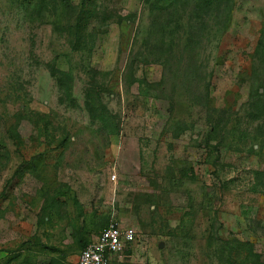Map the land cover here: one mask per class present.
<instances>
[{
    "label": "rangeland",
    "instance_id": "1",
    "mask_svg": "<svg viewBox=\"0 0 264 264\" xmlns=\"http://www.w3.org/2000/svg\"><path fill=\"white\" fill-rule=\"evenodd\" d=\"M111 221V264H264V0H0V264Z\"/></svg>",
    "mask_w": 264,
    "mask_h": 264
},
{
    "label": "built area",
    "instance_id": "2",
    "mask_svg": "<svg viewBox=\"0 0 264 264\" xmlns=\"http://www.w3.org/2000/svg\"><path fill=\"white\" fill-rule=\"evenodd\" d=\"M136 240V232L131 227H121L111 221L97 237L78 254L72 264H111L127 246Z\"/></svg>",
    "mask_w": 264,
    "mask_h": 264
},
{
    "label": "trees",
    "instance_id": "3",
    "mask_svg": "<svg viewBox=\"0 0 264 264\" xmlns=\"http://www.w3.org/2000/svg\"><path fill=\"white\" fill-rule=\"evenodd\" d=\"M78 23H77V28H76V31L74 32L76 35L74 37H76V42L75 44H73V48H78V45L79 44H84V34H82V28L80 27V22H81V18H78ZM72 48V46H71ZM51 76L53 77H58V76H63V73L58 71L57 69L56 70H53L51 73H50ZM108 226V225H107ZM106 226V227H107ZM105 229V228H104ZM89 243H84L83 245H81V249L79 251V253L88 245ZM238 246L240 247L239 251L236 252V257L240 255V251H247L248 254L247 255H243V259H242V262L240 264H262L260 263V260H259V257L258 256H255V255H252L251 254V251L247 248V244H238Z\"/></svg>",
    "mask_w": 264,
    "mask_h": 264
}]
</instances>
